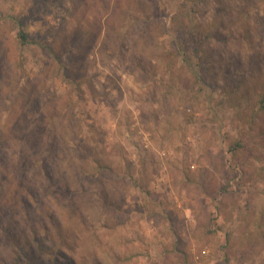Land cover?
<instances>
[{
    "label": "rangeland",
    "instance_id": "1",
    "mask_svg": "<svg viewBox=\"0 0 264 264\" xmlns=\"http://www.w3.org/2000/svg\"><path fill=\"white\" fill-rule=\"evenodd\" d=\"M242 1L197 8V54L187 0H0V264H264V0Z\"/></svg>",
    "mask_w": 264,
    "mask_h": 264
},
{
    "label": "trees",
    "instance_id": "2",
    "mask_svg": "<svg viewBox=\"0 0 264 264\" xmlns=\"http://www.w3.org/2000/svg\"><path fill=\"white\" fill-rule=\"evenodd\" d=\"M157 1V0H156ZM159 2H161V0H158ZM189 1V3L191 4V7H190V13H188V17H190V21L192 22H196L195 23V26H197L195 29H194V32H193V41L191 43V45L189 47H187L188 50L191 51V47L192 46H198L199 49H195L194 48V53H199L200 52V49H203L204 46L206 45V42H209L211 41V39L207 38V35L206 36H203V33H206V31L203 29V25H201V22H200V18H199V11L197 10L198 7H200L201 5H204V3L207 1V0H187ZM216 3H217V6H216V12L218 13V15L222 18H225V17H228L230 19L231 17V13H230V10H229V4H227L226 2L230 1V0H215ZM242 0H234V4H238V2H240ZM245 1L248 2L249 0H243L242 1V5L243 7L245 6ZM189 5V4H188ZM235 9V8H234ZM244 29V32L240 33L239 34V38H236L233 34H231L230 36L228 37H221L220 38V35H216V37L214 38L215 40L216 39H220V41L224 44V45H229L231 44L232 42H234L235 40L239 39L240 41H249L252 42V36L249 37L247 36V32H251V30L246 29V27L243 28ZM182 32V36L186 33H184L185 31V28L183 30H181ZM19 40L22 44H25L27 42V35L26 33L23 31H20L19 33ZM194 42V43H193ZM209 58L205 59V61H202L201 60V64H203V68L202 70L205 71L206 73L210 74V66H209ZM256 96H257V103L259 105V108L261 110V112H264V90H259V91H256ZM234 149V148H233ZM9 152V148L5 145V143L0 140V154L3 155L4 153H8ZM6 175V170L3 166L0 167V200H4V195L6 193V191H8V187L7 185H9L10 183V180L9 178L5 177ZM12 180V178H11ZM9 234V233H8ZM12 238H14L12 236V234H10ZM34 235H36L35 237L38 236H41L40 234V230L37 232V233H34ZM25 237V235H24ZM26 239V240H25ZM25 241H23V244H25V248L29 250L30 252V255L33 257V259H35V261H43L44 258L46 257L45 255H43L45 252H44V245L43 243L41 242L42 240H38V239H34V242L35 244L32 245V243L28 242V240L30 239L28 236L25 237ZM14 241L16 242L15 244L18 245V239L15 238ZM20 251H23V250H20Z\"/></svg>",
    "mask_w": 264,
    "mask_h": 264
}]
</instances>
